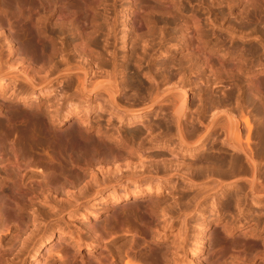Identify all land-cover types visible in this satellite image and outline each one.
Listing matches in <instances>:
<instances>
[{
  "label": "bare ground",
  "instance_id": "obj_1",
  "mask_svg": "<svg viewBox=\"0 0 264 264\" xmlns=\"http://www.w3.org/2000/svg\"><path fill=\"white\" fill-rule=\"evenodd\" d=\"M129 1L130 7L128 11L131 16L129 17V21H132L130 24L131 26L129 25L130 28L141 30L142 27H146L148 32L146 35H141L139 43L133 45L132 42V44H130L131 48L128 53H126L125 57L123 56V60H119L114 44L108 39L109 35L106 39L102 38L106 32L104 30V17H100L101 13L97 10V6L104 5L103 0H0V102H2L0 117H3V123L7 128L6 131H0V262L2 261V256H5V252L8 251L2 246V240L5 238L2 233H5L6 235L12 236L16 246L19 245L20 239L21 242H23L24 249L18 250L17 256L24 250H27V248L32 247V249H36L33 264H41L40 258L45 254H50L49 258H51V260H54L55 257L58 258L60 264H143L137 253V248L139 249L142 246L146 250V255L149 254L151 257H155L156 252H159L160 255L157 256L162 255L165 264H170L171 260L178 261L179 264H190L192 259H190L191 257L189 258L186 247L183 245L182 249L176 248L179 250L177 251L174 248V251L172 249L173 240L171 241V238L169 239L167 237L169 236L167 235V231L173 230L177 224V216L171 215L174 206H163L159 198L160 194L153 197V195L150 194L152 189H147L148 186L146 187L147 190L142 189L143 181L153 178V176L150 175L153 173L150 171V168H153L154 164L151 162L152 160L149 161L152 157L148 159L141 151L144 149L143 147H145V144H152L156 139L158 140L156 136L159 132L157 134L155 133L156 136L155 134L153 136L150 130V134L144 135V139L142 138L144 136H142L141 138L143 141L140 142V139V144L136 146L135 141L137 138L133 141L131 138H126V135L124 134V136L120 131L117 132V130L114 131L115 129H112L115 122H117L116 125L124 123L127 117H133L128 120L127 123L129 127H135L143 122L144 119H148L150 114L154 113V111L156 112L157 109H159L158 111L160 114H163V117L165 116V118H163L164 120L167 118L162 122L166 127L165 130L168 129L171 133L173 132V136H175L177 140V145H180L175 155L176 160H170L171 163L169 164L171 166L170 171L173 166H175V171H177L176 173L174 171L175 174H173V176L179 175V170L182 166L185 167L187 165L181 161L188 156L193 159L197 158L196 161L195 159L193 161L202 164L200 167L197 166L199 169L203 168L201 166L205 164V166L210 165L216 173L218 171H215V169L219 170V176L225 175L228 169H233L240 174L242 172V174L249 175L248 177L244 176L247 178L244 181L245 189L241 188V190H248V192L251 193L254 204L264 206L263 115L262 123H259V125L256 124V126L258 125L256 133L255 128L257 127H255V123L253 122L255 120H252V116L248 115V111L246 112L242 98L237 99L236 104L238 105L237 108H235L236 110L232 106L233 109L230 110V108L220 109V106H223V102H206V99H204L202 95L198 96L200 104L196 106L194 113H190L191 111L193 112L195 108H191L193 104L190 102V99L192 95L191 92L195 90L196 87L201 88L204 86L206 90L203 92L209 93V96L213 97V95L219 93L217 90L223 86L221 84L224 83L225 79L239 85L245 76L247 80L245 81L248 83L247 87L249 86L248 90L253 93V95H251L254 97L257 96L259 99L261 98L263 100L264 83L256 85L254 77L258 74H264V66H262L264 62L258 66L259 69L251 72L253 65L252 67H249V65L247 66L243 62L246 59L243 56L241 57H243L244 60L233 53H223L222 51L221 53V43L218 42L217 38L219 37H217L216 34L218 32H216V29L218 25H220L217 22L218 19L212 20L209 18L208 22H205L202 16H199L200 14L197 15L195 11L194 14H188V12L180 9L178 3L173 1L165 3L163 0H152L159 4L163 11L173 15V22L175 20L177 24L173 28L174 32H172V35L175 36V38L177 37L176 41L179 46L177 49H172L171 45L174 43L175 39L169 41L162 38L163 42L154 43L155 41L149 38L152 34L149 22L139 20L138 23L135 24L134 21V16L144 13L146 10L141 6L140 0ZM211 2L215 3L214 1ZM221 2H226L225 4L230 14L236 16V19H242L245 16L248 17L250 12L257 10L264 13V0H221ZM235 4L242 7V10H239L236 14L233 12V6ZM104 10H106L105 5ZM251 14L252 13H250V15ZM51 18L56 19L57 24L52 25L50 22ZM248 26L250 27V25H247V27ZM108 27H110V29L112 28L109 30L112 33L108 31L112 36L113 27L111 25L107 26V28ZM249 30H246V32ZM254 30L255 29H253V31ZM233 31L227 32L232 35V39H236L237 36L234 37L233 35H236L237 32L234 33ZM242 31L244 30L242 29ZM54 32H57V37H55L56 34ZM239 34H241V32ZM123 36H126V33ZM122 40L125 39L123 38ZM155 49L156 51L163 49L160 53L161 55L165 54L166 56L170 55L171 57L178 58L176 61L173 58L175 61L174 66L178 73L175 74L177 75L176 77H178L179 74L182 75V77L179 75L180 77L176 79V82L174 80L173 84L170 83L171 85L163 88L162 84L167 74H165V79L162 77L163 80H161V82H158L155 76H153L154 78L150 76V86L146 83L149 88H146L147 86L144 87L147 90V98H150V102L147 100L149 104H145V106H137V104H135V106L134 103V106L131 104L128 105L129 102L128 104H123L124 102H121L120 97L121 95L123 97L125 91L122 89L123 87L121 84H123V82L121 83V76L125 74L124 71L130 69L131 63H134L137 72L141 71L144 63L152 60V52L155 51ZM139 51L140 53H138ZM135 58L136 60H134ZM56 59L57 66H53ZM157 67L158 66H156V68ZM53 72L57 74V76H53ZM136 74L137 73H133L132 75L135 76ZM192 74H197L195 76L196 79H194L195 81L189 79V75L191 77ZM135 78L136 77H134V80ZM172 78L175 79V77L171 76V79ZM198 81L200 83H198ZM10 82H13V87ZM9 84L12 87L11 89L9 88ZM185 84L187 85L186 88ZM144 85L145 84L142 86ZM127 87L129 88V84ZM223 89L224 88H222V90ZM55 92H57V95H55L57 104L51 103L49 100L44 103H33L28 99L31 94L33 95L32 97L36 98L45 94L49 96ZM95 95L101 96L100 98H106L107 103L100 106L101 104L99 101L101 99L99 101L98 99L94 100ZM209 96H207L208 99ZM232 97L230 98L232 99ZM210 99L212 100L213 98ZM18 101L23 102L28 110L23 113H18V117H16L11 108L14 107V103L16 104ZM106 101L104 100V102ZM240 101L241 103H238ZM248 101H250V99L246 102L244 101L245 105ZM204 102H206L207 105ZM208 103H210V105H208ZM85 104H89L88 106L91 110H96L97 107H99V111L101 109V112L108 113L109 116L106 123L104 124L101 121L102 118L100 120L97 118L94 119L95 121L90 122L89 118L80 111V108ZM224 105L226 104L224 103ZM208 110L209 114H211L210 111L212 112L209 117L206 116ZM233 110H235V112H233ZM256 110L257 109H255V111ZM189 113L191 115H189ZM257 116L259 117L258 114ZM21 118L24 120H20ZM41 122L43 123L41 124ZM62 126L67 127L65 132H62L61 129L57 130V127ZM150 126L151 125H149V127L146 126L148 130L151 129L152 126ZM20 127L23 128L22 133L18 131ZM254 130L256 135H254ZM141 131L143 130L141 129ZM162 133L163 132L160 133V136L163 135ZM219 133L224 135V137H222L224 138L223 141L220 138L224 148L221 146V149H219V147L216 149L215 147L220 144ZM255 137L258 140L257 142L255 141ZM210 138L213 139L210 142L211 148L209 150H211L213 154L210 153L211 156L205 154L200 156V153L204 151ZM40 139H45L56 147L59 141L62 142L64 140L63 142H65L66 145L71 141H76L75 143L83 152L77 156L72 152H66V154L63 155H57L56 153L53 159H48L47 156V159H44L45 157L43 158V156L39 155L35 150V146ZM139 142L137 141V143ZM166 147L167 143L162 144L153 152L160 156V149ZM174 152V149L171 150V153ZM57 156L61 160L64 159L62 160L64 163L62 164L63 166L61 165L62 168L67 163L74 171L78 170L81 174H78V172H71L72 174L65 172L66 174H61L62 172H59L60 175H57V161L59 160ZM180 156L183 157L182 160H180ZM153 161L155 163L154 159ZM80 163H82L83 166ZM164 164L167 166L165 162ZM195 164L196 163H193V165ZM86 166L92 168L94 174L91 175L92 178L89 177L91 178L89 180L87 177L88 175H84L85 179L88 181L86 180V182L84 180L86 184L84 183L85 186L82 188L83 185L81 184L80 175H83V172H88H85ZM165 166H163V168ZM210 166H206L207 169L210 168L211 170ZM64 168H67V165ZM154 168H156L157 171L161 169L159 166H155ZM194 169L198 168L194 167ZM149 171L151 173H149ZM234 172L235 171H233V173ZM202 173H204V171ZM239 173L235 174L239 176ZM231 174L229 172V174L226 175H229L231 178ZM198 175L200 176V174ZM103 176H105V178H103L104 181L101 180ZM187 177H185L184 174L182 175L184 182L193 181V179L191 180L193 177ZM232 177L234 178V176ZM235 179L237 180L238 178ZM133 181L137 183L133 191H129V188L124 190L121 194H118L116 191L112 192L113 194H108L112 202L105 206V215H111L109 218L106 217L107 219L103 223L107 225L112 217L117 216L116 214L119 211L125 212L126 210L140 209L138 214L139 220L137 219L139 221V226L135 227L130 223L129 215L127 220L121 221L117 219V229L106 235L104 233H107V231H104L107 230L105 229L106 225L105 227L103 226L102 229L100 224L97 223L102 212L100 213L97 210L99 208L95 209L96 206L92 204L91 208L93 207L95 210L91 211V216L83 214V211L86 212L89 208L86 207L85 202H82L78 198V194L76 195L75 193V188L81 187L82 185L81 191H83V193L80 192V188L78 192L86 196L87 193H101L109 186L114 187V189H116L115 187H117V185L121 184L127 186V183ZM213 181L216 180L214 179ZM94 185H97V189ZM234 185V183L229 184L230 188L234 187ZM157 188L154 190H157ZM238 190L240 189L238 188ZM63 195L65 197H61ZM135 210L133 211L134 213ZM65 211H71L74 217L83 212L81 216L84 220L88 221L86 224L87 227H85L89 235L87 234L88 236L85 237V235L80 233H74L75 237L71 236L75 243L72 247L69 245L72 241L63 244L66 240L62 238V233L58 238L54 237L53 234L48 235L52 228V226H50L51 223L57 221V218L62 222ZM128 213H130V211ZM128 213L125 214L127 215ZM257 217L254 218L259 220ZM115 218L116 217L113 219ZM132 219L134 220V218ZM258 220L248 223L246 230L243 229V233L237 236L238 228L231 225V223H229L230 221L225 222L220 219L219 230L222 231V234H225L226 238H234L235 244L244 239V246L241 243V248L235 249L234 247V250H232L233 248L231 249L229 244H227L229 240H227L224 246H221V242V247L215 252L214 263L219 264L224 257L226 258L227 253H231V256H234V258L232 257L233 261L237 258L241 264L253 263L258 256H261L259 264H264V222L259 223ZM185 226L186 223H183L180 232H178L179 234L177 233L178 235H176V238H180L179 240L183 242H186L185 238H187L185 237ZM204 227L206 230L204 229L203 242L200 245L201 247L197 250L199 264L205 262L204 255L208 252L206 241L210 239L208 238V231L211 229V224L206 223ZM120 232L122 235L120 234L121 236H117ZM251 244L260 246L262 250H257L255 254H250V251L247 252L245 248L251 246ZM84 245L87 248L86 252L84 255L78 257L77 250L81 249ZM68 247H71L72 250H68ZM99 249L102 251L97 255ZM149 256L147 255L144 257L147 258ZM228 256H230V254H228ZM10 261L12 263L14 259ZM145 262L151 264L148 263V261Z\"/></svg>",
  "mask_w": 264,
  "mask_h": 264
},
{
  "label": "rangeland",
  "instance_id": "obj_2",
  "mask_svg": "<svg viewBox=\"0 0 264 264\" xmlns=\"http://www.w3.org/2000/svg\"><path fill=\"white\" fill-rule=\"evenodd\" d=\"M163 1L165 3H168L169 1H173L175 3H178L180 9H182L183 11L188 12V14H192V13L194 14L195 12H196L197 15L200 14L199 16H202V18L204 19L205 22H208V19L209 18L212 19V20L213 19H216V20L218 19L217 22L220 25H218V28L216 29V32L218 31L216 34H217V37H219V38H217L218 39V42L221 43V47H222L220 49V52L222 51L223 53H233L234 55H237V56H240V57L243 56L246 59L244 60L243 57H241V58H243L242 60H244L243 62L247 66L249 65V67H252V65H253V67L251 69V72L254 71V70H256V69H259L258 66L264 62V59H262V58H264V51H263L264 50V40H263L264 39V35H263L264 34V13L261 12L260 10H259L260 12L258 10L257 11L250 12L252 14L250 15V13H249L248 17L245 16L246 18L243 17L242 18L243 20H242L241 18L236 19L235 18L236 16L231 15L230 12H229V10H228V8H227V5L225 4L226 2L225 3H222L221 0H163ZM211 1H214L215 3H212ZM103 2H104L103 4L106 6V10H104V5L97 6V10H99L100 13H101V15H102V16L100 15V17L101 18L104 17L103 18L104 19L103 22L105 24L104 30L107 32V35H106V32H105V35H103L102 38H105L106 39V37H108V35H109V38L108 39L110 40L111 43L114 44L115 50L118 53L119 60H123V56L125 57L126 53H128L129 49L131 48V45L130 44H132V42H133V45L136 44V43H139V40L141 39V35L142 34L143 35L144 34L145 35L147 34V32H148L147 31V28L146 27H142L141 30L135 29V28H132V27L130 28V26H131L130 24H131L132 21H129V17H131L130 16V12L128 11L129 10V7H130V5H129L130 4V1L129 0H103ZM140 3H141V6L146 10V12L141 13V14H139L137 16H134V18H135L134 19L135 24L138 23L139 20L148 21L149 22V27H150V29H152L151 30L152 31L151 37H149L150 40L155 41L154 43H158V42L160 43V41L163 42L162 41V38H165V39H167L169 41H173L175 39L174 43L171 46H172V49H177L178 46H179L178 43H177V41H176L177 40V37L175 38V36L172 35L173 34L172 32H174L173 31V28L177 24V22H175V20L173 22V18H172L173 15L172 14H169V13H167L165 11H163L162 8H161V6L159 4H157V3H155L152 0H140ZM233 10H234L233 11L234 14H236V13L239 12V10L240 11L242 10V7H240V6H238V5L235 4L233 6ZM189 11H191V12H189ZM50 20H51L50 22H51L52 25L57 24L56 19H52L51 18ZM110 25L113 27V35L112 36H111V33L112 32L109 31L112 28L111 29H110V27L107 28V26H110ZM247 25H250V27L249 26L247 27ZM234 27H235V30H234ZM258 27L261 30H259ZM225 28H227V29H225ZM232 28H233L234 31L232 30ZM242 29L244 31H242ZM253 29H255L258 33L255 30L253 31ZM246 30H249V31H247L249 33V35L246 32ZM108 31L111 32V33H109ZM227 31H233L234 33L237 32L236 35L235 34L233 35L234 37L237 36L236 39H232L233 38L232 35L229 32H227ZM261 31H262V33H261ZM240 32H241V34H239ZM54 33L56 34L55 37H57V32H54ZM125 33H126V36H123ZM260 36H262L263 39ZM123 38L125 40H122ZM219 39H220V41H219ZM236 44H238L239 46L236 45ZM242 44H243V46H242ZM156 49H155V51L152 52V56H153V57H151L152 60H150V62L146 61L144 63V65L142 66L141 71H138V72L136 71V67H134V63H131L130 64V69L129 70L124 71L125 74H123L121 76V79H122L121 80V83L123 82V84H121V85L123 87L122 89L125 92L123 91L124 92L123 93L124 95H123V97H122V95L120 97L121 102L122 101L124 102V103L122 102L123 104H125V103L128 104V102H129L128 105H130V104L133 105V103H134V105L137 104V106H143V105L145 106V104L146 105L149 104V102H150L149 99L150 98L149 97L147 98L148 95H146L147 94L146 93L147 92L146 88H149V86H150V84H149L150 83V80H149L150 79V76L151 77L155 76L156 77L155 79H157L158 82H161V80H163V79L166 78L165 80L167 82L165 80L163 81V84H162V87L163 88H166L169 85H171L170 83L173 84V81L174 80L176 82V79L178 77H180V76L182 77V75H180V74H179L180 76L178 75V77H176L177 76L176 74H178V73H177V70H176V68L174 66L175 65L174 62L178 58L171 57L170 55H169L170 56L169 57V56H166L165 54L161 55L160 53L162 52L163 49H161L159 51H156ZM158 49H159V47H158ZM244 49H246V50H244ZM238 50H239V52H238ZM262 51H263V53H262ZM138 53H140V51ZM171 58L172 59L174 58L175 61L173 59V61L171 62V60H172ZM134 60H136V58ZM54 62L56 63L57 62V59ZM55 63H53V66L54 65L57 66V63L56 64ZM255 64H257V65H255ZM156 66H158V67L156 68ZM262 66H264V63L262 64ZM170 70H172V71H170ZM158 71H160V72H158ZM54 72H56V71H54ZM54 72H53L52 75L53 76H57V74H55ZM126 73H128V74H126ZM133 73H137V74L134 76V75H132ZM145 73H147V74H145ZM165 74H167V76ZM182 74H184V73H182ZM156 75H158V76H156ZM170 75L172 77H175V79L174 78L171 79V76ZM196 75L197 74H192L191 75V77L193 76L192 78L189 75V79L195 81L194 79H196V77H195ZM44 76H45V73H44ZM44 76H42V77H44ZM144 76H145V78H144ZM134 77H136L135 80H134ZM162 77H163V79H162ZM259 77H261V78H259ZM255 78L256 79L258 78V79L256 80ZM136 79H138L139 81L136 80ZM169 79H171L172 81L169 80ZM245 80H246V78L244 76L243 80H241V83L239 85H237L235 82H231V81H228V80L225 79V81H224L225 84L224 83L221 84V85H223V86L220 87L221 90H220V88H218L217 91L219 93H216L215 95H213V97H210L209 96L210 95L209 93L203 92L204 90H206L204 86H202L204 89L201 87L203 90L200 87H196L195 90H193L191 92L192 95H191L190 102L193 104V106L191 105V108H194V107L195 108H194V110L192 109L193 112L191 111L190 113H194V111L196 109V106L200 104L199 103L200 101H198V99H199L198 96L199 95H202L204 97V99H206V102H210V103H213L214 101L216 103H219V101H220V103L223 102V106L221 105L222 107L220 106V109H223V108L224 109H227V108L229 109L230 108V110H232L233 108L234 109L237 108V105L238 104H236L237 103L236 101H237L238 98H240V99L242 98L245 102L250 99V101H248L246 105H245V102L243 100H242V102H243V104L245 106L246 112L248 111L247 112L248 115H251L252 116L251 117L252 120H255L253 122L255 123V127H257V128H255L256 129V133H257V129H258L259 123H262V121L264 120V119L262 120V118L264 117V108H263L264 107V105H263L264 99L262 100L261 98L259 99L257 96H255V97L252 96L253 93L248 90L249 89V86L247 87L248 83L246 82L247 80L246 81ZM254 80H255V84L256 85L257 84H260V85L263 84L264 83V74H258V75H256V77H254ZM136 81H138V82H136ZM243 81H244V83H243ZM127 83L129 84V88L127 87V85H128ZM198 83H200V82L198 81ZM10 84L13 87V82L12 83L10 82ZM10 84H9V86H10L9 88L11 89L12 87H11ZM143 84H145V85L142 86ZM165 84H167V85H165ZM241 85H242V87H241ZM186 86L187 85L185 84V88H186ZM124 87H125V89H124ZM144 87H146V88H144ZM222 88H224L223 89L224 91L222 90ZM134 90H136V91H134ZM17 91H19V90H17ZM132 93H133V95H132ZM55 95H57V92L52 93L49 96L47 94H45V95H42L41 97H36L35 98V97H32L33 95L31 94L28 99H29V101L31 100L30 102H33V103H36V102L44 103V102H46V101L49 100L51 103L57 104V98H56ZM207 96H209V99H208ZM232 96H234V97H232ZM235 96H237V97H235ZM263 96H264V90H263ZM100 97L101 96H99V95H95L94 96V100L98 99V101H99L101 99L99 101V103L101 104L100 106H102V104L105 105L107 103L106 98H104V97L100 98ZM144 97H145L146 100L144 99ZM230 97H232V99ZM248 97H249V99H248ZM251 97H252V99H251ZM129 98L131 99V101H130ZM210 98H213V99L211 100ZM32 100H34V101H32ZM104 100L106 102H104ZM124 100H126V101H124ZM216 100H218V101H216ZM101 102H104V103H101ZM130 102H132V103H130ZM206 102H204V103L207 105ZM251 102H253V103H251ZM1 103L2 102H0V109H2ZM210 103H208V105H210ZM216 103H214V104H216ZM224 103L226 105H224ZM233 103H234V105H233ZM238 103H241V101L238 102ZM88 105L89 104L83 105L82 108H80V111L86 117L89 118V121L90 122L95 121L94 119H97L98 118V120H100L102 118L101 121L105 124L106 121H107V119H108L109 114L108 113L101 112V109L99 111V107H97L96 110H91V108ZM229 105H230V107H229ZM249 105H252V106H249ZM262 105H263V107H262ZM255 109H257L258 111L257 110L255 111ZM11 110L13 111V113L15 114V116L18 117L17 116L18 113L26 112L28 109H27V106H24L23 102L18 101L16 104L14 103V107H12ZM87 110H89V111H87ZM158 110L159 109H157L156 112L154 111V113H151L150 116L148 117V119H144L143 122L139 123L135 127H129V125H128L127 122H128V120H130L133 117H129V118L127 117V118H125V122L124 123H121V124L119 123V124L116 125L117 122H115L114 123L115 126L113 125L112 126V129L113 130L115 129L114 131L117 130V132L120 131V133H122L123 135L124 134L126 135V136L124 135L126 138H128V139L131 138V139H133V141H135V139L137 138L138 140L136 139V141H135L136 142V146H138L140 144V142L143 141V139L145 138L144 135L150 134L149 133L150 130H151V133H152L153 136H154L155 133L157 134L159 132V134H157V136L155 134V136L158 137V140L156 139L155 142H153L152 144H145L144 145L145 147H143L145 150L143 149L141 151V153L145 154L148 159L150 157H152V158H150L149 161L152 160L151 162L154 164L153 168L152 167L150 168V171L153 172V173H151L149 171V173H151L150 175H152L153 178L150 179V180L149 179H145L143 181V187L142 186L141 187H142L143 190H145L147 186H148L147 189L148 188H151L152 189V192L150 194H152L153 197L156 196L157 194H160L159 195V198L161 199V202H162L163 206H166L167 205V206H172V207L174 206L175 207V208L173 207V210L171 212L172 213L171 215L177 216V220H176L177 221V224L175 225V227H174L173 230L167 231V235H169L167 237L169 239L171 238L170 239L171 241L173 240V242H172V244L174 246V247L172 246V249L173 250H174V248L175 249L176 248L177 249H182L183 245H184V247H186V250L188 252V256H189V258L191 257L190 259H192V261H190V264H199V261L197 259L198 258V255H197V252L198 251L197 250H198L199 247H201L200 245L203 242L202 241L203 240V237H204V234L203 233H204V229H205L204 226L206 225V223L211 224V227H210L211 229H209V231H208L209 232L208 235L209 236L211 235V236L210 237L208 236V238H210V239L208 241H206V247L208 248V252L204 255L205 262H203L201 264H215L214 263V260H215V252H217V250L219 249V247L224 246L227 243V240H229L228 241L229 243H227V244H229V247L231 249L233 248L232 250H234V247H235V249H239V248L242 247V245L244 246V243H243L244 239L243 240H240L241 242L240 241L239 242L236 241L237 243L235 244L234 238L233 239L232 238H226V235L225 234H222V231L219 230L220 229L219 228V220L221 219L222 221H225V222H229L230 221L229 223H231V225L236 226L235 228H238V231H237L238 234H237V236H239V235H241L243 233L242 232L243 229L246 230V227L248 226V223H250V222H256V220H258V219L254 218V217L259 216V217H257V218H259L258 222L259 223L264 222V206H258L256 204H254V200H253V197H252L251 193H249L248 190H245L244 191V189H245L244 181L247 179L244 176H247L248 177L249 175H246L244 173L242 174V172L240 174L238 171L233 170V169L232 170L231 169L230 170L228 169V171L230 172V174H231V171H232L231 178L229 177V175L228 176L226 175V174H229L228 171H226L227 173H225V175L219 176V174H218L219 173V170L215 169V171H218V172L217 173L214 172L213 169H212V167L210 165H206V166L207 167L210 166L211 167V170H210V168L207 169V167L205 166V164H203V166H201V167L204 168V166H205L206 169L205 168H204V170H203V168H200L199 169L200 165H202V164L199 163V162H195L197 160V158H194L195 161H193L194 159L192 157H189L188 156V157H185L182 160L183 157L180 156L179 158H180V160H182L181 162H184L187 165L185 167L182 166L183 169L181 168L179 170V175L173 176V174H175L177 171H175V166H173V168L170 171L171 166L169 164L171 163L172 160L173 161L176 160L175 155L178 152L180 145L179 146L177 145L176 137L173 136L174 133L173 132L171 133V131H169L168 129L165 130L166 127H165V125L162 122H164L167 118L164 120L163 118H165V116L163 117V114H160V112ZM235 110H233V112H235ZM207 112L208 113H206V116L207 117L211 116L212 112L210 111L211 114H209V110ZM190 113H189V115H191ZM256 113L259 115V117L257 116ZM262 115H263V117H262ZM253 118H256V119H253ZM20 120L23 121L24 119L21 118ZM42 123L43 122H41V124ZM159 123H160V125H159ZM263 123H264V121H263ZM256 124H258V125L256 126ZM118 125H119V127H118ZM149 125H151L152 127L150 126L151 129L148 130L147 127H149ZM66 128H67L66 126L57 127V130L58 129H61L62 132L63 131L65 132ZM141 129L143 131H141ZM6 130H7V128L5 127V125L3 123V117H0V131H6ZM22 130H23L22 127L18 128L19 133H22L23 132ZM161 132H163L162 133L163 135L161 134L162 136H160V133ZM129 134H130V136H129ZM135 134H137V135H135ZM219 135H220L219 136V139L221 138L222 141H223L224 138H222V137H224V135L222 133H219ZM254 135H256L255 134V130H254ZM142 136H144V137H142ZM140 139H141V141H140ZM212 139L213 138H210L209 139V141H208L209 144L208 143H207L208 145L206 144V147H205L204 151L201 152L202 155L200 153V156H203L204 154L207 155V156L208 155L211 156L210 153L212 151L209 150V149L211 148L210 142H211ZM221 139L219 140L220 141L219 142L220 144H218V146L215 147L216 149L218 147H219V149H221L222 147L224 148V146H222L223 144H222ZM63 141L62 142L61 141L57 142V147H56L55 145L50 144L45 139H40V141L35 146V150H36V152L39 155L43 156V158L45 157L44 159H47L46 156L48 157V159L49 158L50 159H53L54 156L56 155V153H57V155L58 154L63 155V154H66V152H72V153H74V155L76 154V156H77V155L81 154V152H83L80 149V147L77 146V144L75 143L76 141L75 142H72L71 141V142H69L68 145H66V143L63 142ZM137 141L138 142L140 141V142L137 143ZM255 141L256 142L258 141L256 139V137H255ZM165 143H167V147L164 148V149H160L161 150V155L160 156L156 155L155 152H153V151L154 150L156 151L159 146H161L162 144H165ZM172 146H174V147H172ZM207 147H208V149H207ZM255 147H256V145H255ZM225 148H227V147H225ZM173 149H174L175 152L174 153H171V150H173ZM211 154H213V153H211ZM57 158H58V156H57ZM153 159L155 160V163L156 164L154 163ZM62 160H64V159H62ZM62 160L59 159L57 161V168H58L57 169V172H58L57 175H60L59 172H62L61 174H63V173L66 174L68 172L69 173H71V172L72 173L73 172H76L77 173L78 172V174L80 173L78 170H75L74 171V169L71 168V166L69 164H67V163H66L67 168H64L66 165H64V167L62 168V166H63L62 164H64ZM164 162L166 163L167 166H165ZM193 163H196V164L193 165ZM80 164L83 166L82 163H80ZM162 165L165 166V167L163 168ZM155 166L161 167L160 171H157L156 168H154ZM193 166L195 168H198V169H194ZM197 166H199V167H197ZM191 167H192V169H191ZM69 168H71V169H69ZM85 168H86L85 169V172H87V171L88 172L87 173H84L83 172L82 173L83 175H80V177H81L80 179L83 182V183L81 182V184L83 185V187L81 185L82 188H84L86 182L89 179L92 178L91 175L94 174L92 168L87 167V166ZM262 168H263V166H262ZM72 169H73V171H72ZM152 169H153V171H152ZM187 169H189V170H187ZM174 171H175V173H174ZM197 171H198V173H197ZM203 171H204V173H202ZM209 171H210L211 174L209 173ZM233 171H235V172L233 173ZM235 173H237V174L239 173V176L237 174H235ZM157 174H158V176L159 175L160 176L158 177ZM169 174L170 175L172 174V175L170 176ZM183 174H184L185 177L188 176L187 178L193 177V178H191V180L193 179V181H191V182L185 181L184 182V179H182V175ZM198 174H200V176ZM84 175H86V176L88 175L87 176L88 177V180L85 179V176ZM180 176H181V178H180ZM232 176H234V178ZM241 176H243L244 178L241 177ZM89 177H91V178H89ZM213 177H216V178H213ZM103 178H105V176H103L101 178V180L104 181ZM235 178H238V179L236 180ZM214 179L216 181H213ZM234 179H235V182H234ZM84 180L85 181L87 180V181L85 182ZM226 180L227 181L229 180V181L227 182ZM197 181H198V183H197ZM224 181H226V182H224ZM242 181H243V183H242ZM230 183L231 184L234 183L235 184L234 187L230 188V186H229ZM96 186L94 185V187L97 189ZM136 186H137V183L135 181H133V182L127 183V186L122 185V184L121 185H117V187H115L117 190L114 189V187L109 186V187H106L104 189V191H102L101 193H98L97 194V193H93L92 192L90 194L87 193L88 195L86 194V196H83V194H82L83 191H81L82 188L81 187H78V188H75V193H76V195L78 194L77 195L78 198L82 202H85L86 203V207L89 208L86 212L83 211L84 212V213L82 212L83 214H87V216H91V211L99 208L97 210L100 213L102 212L101 213L102 215H101L100 219L98 220L99 222L97 221V223H99L100 226H101V228H102L103 226L105 227V225H106V223H103L107 219L106 217L109 218L110 215H111V214L105 215L106 214L105 213L106 212L105 211V209H106L105 206H107L110 202H112L111 199H109V196L110 195L108 196V194H110V193H112L114 191H116L118 194H121V193L124 192V190L129 189V188H130L129 191H133ZM157 187H159V188H157ZM79 188H80V192H82V193L78 192L79 191ZM95 188H94V190H95ZM156 188H157V190H154ZM238 188L240 190H241V188H244L243 190H241L242 192L243 191L244 192L242 193L240 190H238ZM233 190L235 191V194H234V191ZM236 191H237V193H236ZM84 195H85V192H84ZM61 197H65V196L63 195ZM61 197H60V199H61ZM92 204L96 206L95 209H93V207L91 208V205ZM131 210L133 212L135 209L134 210L131 209ZM131 210H129L130 213H128L129 211H127V210L125 212L124 211H119L116 214L117 216H114V217H116L115 219H113L114 217H112V219L110 218L111 220L108 223L109 225L107 224L106 227H105V229H107V230H104V231H107V233L106 232H104V233L107 235L108 233L113 232V230L117 229V227H118V224H117L118 220L117 219H120L121 221L122 220H125V219L127 220V218H129V215H130V218H129L130 223L133 226H135V227L137 226L138 227L139 226V224H138V222H139L138 221L139 220L138 214L140 212V209H138L139 211L136 209L137 211L135 210V213L133 212V215H132ZM121 212H123V213H121ZM82 213H79L78 215H76L74 217L73 216V213L71 211L70 212L69 211H65L64 212V215H63L64 218H63V221L62 222L59 220V218H57V221H53L51 223L50 226H52V228H51L50 232L48 233V235H50V234L52 235L53 234L54 237H57L58 238V236L62 233L61 234L62 238L66 240V242H63V244H65V243H67L69 241H72V242L69 243V245H71V247H72L75 244L74 241H73V239H72V237H75L74 236L75 235L74 233H77V234L80 233L82 235H85V237L89 235L88 232H87V230H86V227H87L86 224L88 223V221L87 220H84V218L81 216ZM125 213H128L127 214L128 216ZM132 218H134V220ZM251 218H253V219H251ZM133 221H134V223H133ZM183 223H186V226H185V232H186V236L185 237H187V238H185L186 239L185 240L186 242H183L182 240H179L180 238L179 239L176 238V235L179 234L178 232H180ZM216 223H218V224H216ZM169 232H174V233H169ZM2 234L5 236V238L2 240V246L5 247L8 251L5 252V254H6V255L4 254L5 256H2V259H1L2 261L0 262V264H33L34 263V258H35L34 256H35L36 249H32V247L27 248V250H24L23 252H21L20 254H18L19 256H17L18 250L24 249L23 242H21V239L19 241V245L16 246L15 245V242H14V239L12 238V236L6 235L5 233H2ZM120 234L122 235V233L120 232V233H118L117 236H119ZM22 241H23V239H22ZM221 242L222 243L224 242V243L222 244ZM220 243H221V246H220ZM241 243H242V245H241ZM254 243H256V242H254ZM14 245H15V247H14ZM237 245H239V246H237ZM257 246L258 245H254V244L252 245L251 244V246H248L245 249L247 250V252L250 251V254H255L257 252V250L258 251H261L262 250L260 246H258V247ZM71 247H68V250L71 251L72 250ZM9 249H11V250H9ZM86 249L87 248H86L85 245L81 249H78L77 250V256L79 257L81 255H84V253L86 252ZM231 249H230V251H231ZM98 251L99 252H97V255L100 254V252L102 250L99 249ZM177 251H179V250H177ZM137 253H138L139 259L141 260V263H143V264L144 263L147 264V262H145V261H148V263H151V264H165V260L162 257V255L161 256H157V255H160L159 252L158 253L156 252L155 257L154 256L151 257V255L149 256V254H147L149 257L145 258L144 256H147L146 255V250L142 246L139 249L137 248ZM228 254H230V256H228ZM4 257L5 258L7 257L9 259H7V258L5 259ZM49 257H50V254H45V255L41 256V258H40L41 264H60V260L58 261V258L55 257L54 260H51V258H49ZM232 257L234 258V256H231V253H227L226 254V258L224 257L222 259V261H220L219 264H241V262L238 261L237 258H235V260L233 261V258ZM159 258H161V259H159ZM13 259H14V261L11 263L10 260H13ZM143 259H144V261H143ZM148 259H150V260H148ZM149 261H151V262H149ZM260 261H261V256H258V257H256L255 262H253V263H247V264H259ZM171 263H173V264H179V262L178 261H175V260H171Z\"/></svg>",
  "mask_w": 264,
  "mask_h": 264
}]
</instances>
